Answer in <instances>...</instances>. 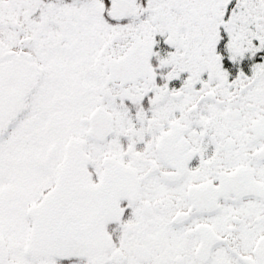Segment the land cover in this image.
Returning a JSON list of instances; mask_svg holds the SVG:
<instances>
[{"label": "snow or ice", "instance_id": "1", "mask_svg": "<svg viewBox=\"0 0 264 264\" xmlns=\"http://www.w3.org/2000/svg\"><path fill=\"white\" fill-rule=\"evenodd\" d=\"M0 264H264V0H0Z\"/></svg>", "mask_w": 264, "mask_h": 264}]
</instances>
